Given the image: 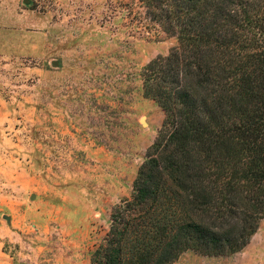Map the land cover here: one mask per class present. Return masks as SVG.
Wrapping results in <instances>:
<instances>
[{
  "label": "rangeland",
  "instance_id": "obj_1",
  "mask_svg": "<svg viewBox=\"0 0 264 264\" xmlns=\"http://www.w3.org/2000/svg\"><path fill=\"white\" fill-rule=\"evenodd\" d=\"M176 45L142 0H0V264H91L165 121L142 70ZM173 264H264V220Z\"/></svg>",
  "mask_w": 264,
  "mask_h": 264
},
{
  "label": "trees",
  "instance_id": "obj_2",
  "mask_svg": "<svg viewBox=\"0 0 264 264\" xmlns=\"http://www.w3.org/2000/svg\"><path fill=\"white\" fill-rule=\"evenodd\" d=\"M177 45L142 70L165 115L91 264L232 256L264 220V0H142Z\"/></svg>",
  "mask_w": 264,
  "mask_h": 264
},
{
  "label": "water",
  "instance_id": "obj_3",
  "mask_svg": "<svg viewBox=\"0 0 264 264\" xmlns=\"http://www.w3.org/2000/svg\"><path fill=\"white\" fill-rule=\"evenodd\" d=\"M142 123L144 124L143 120H142ZM6 218V217H5Z\"/></svg>",
  "mask_w": 264,
  "mask_h": 264
}]
</instances>
